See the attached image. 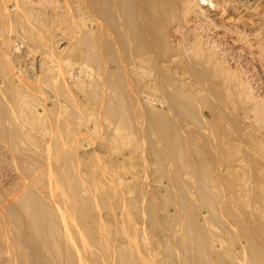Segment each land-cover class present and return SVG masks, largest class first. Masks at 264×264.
Returning a JSON list of instances; mask_svg holds the SVG:
<instances>
[{"label": "bare ground", "instance_id": "obj_1", "mask_svg": "<svg viewBox=\"0 0 264 264\" xmlns=\"http://www.w3.org/2000/svg\"><path fill=\"white\" fill-rule=\"evenodd\" d=\"M10 1L14 12L8 0H0V155L4 150L23 155L14 164V177L5 175V155L0 156V264H203L219 248L189 205L195 198L214 213L219 207L213 217L223 234L217 241L225 249L218 253L222 264H264V137L256 140L254 128H237L232 119L242 103L244 124L256 125L264 135V100L256 102L251 92H245L244 104L234 98V83L245 84L225 59L219 61L220 51L228 53L225 46L233 50L243 42L241 33H235L233 46L224 45L194 35L189 25L194 17L208 21L201 2L216 9L218 4L52 0L49 10H34L28 0ZM251 1L235 0L225 12L242 5L251 9ZM228 2L223 3L230 7ZM19 48L37 62L36 75L22 69ZM150 95L167 111L146 108ZM203 109L211 118L200 117ZM175 113L202 128L173 124ZM89 123L100 148L135 139L137 147L124 157L149 153L155 170L168 180L165 191L159 185L162 195L144 184L141 170L135 173L139 164L112 166L93 158L98 150L77 156L88 133L79 129ZM216 161L221 172L212 180ZM126 168L133 174L122 176ZM107 172L112 177L103 179ZM188 174L195 192H185ZM211 189L221 191L217 200ZM164 200L181 207L182 217L170 221L169 229L155 216L156 202ZM143 218L166 225L176 248H192L193 257L168 251L173 245L166 242L158 258L157 241L147 243Z\"/></svg>", "mask_w": 264, "mask_h": 264}, {"label": "rangeland", "instance_id": "obj_2", "mask_svg": "<svg viewBox=\"0 0 264 264\" xmlns=\"http://www.w3.org/2000/svg\"><path fill=\"white\" fill-rule=\"evenodd\" d=\"M28 1L29 2H32L33 6H34V10H38L39 7L41 9H45L46 7L48 8V6L51 5V1L52 0H45V1L44 0H28ZM46 1H48V2H46ZM53 1H55V0H53ZM212 1H214V4L215 5L218 4V8H220V9L214 8L213 7L214 5H208L207 3L201 2L200 4H201V6L203 8V11H205L204 14L207 15L209 17V19H208V21L207 20L205 21V19H206L205 17H201V18L200 17H197V18L194 17L193 20L189 24L190 25V30H192V32L195 31V32H193L194 35L195 34H198V35L202 34V35L206 36L207 38H209L210 40H213V42H216V43H219V44H224V45H228V44L229 45H232L233 42L236 41L237 38H238V36H236L235 33H241V35H242L241 36V39H243V42H241V43H243V44L239 43L234 48L232 47L234 51L230 47L225 46V49L227 47L226 52L228 51V53H223V51H220L219 50L220 51L219 54H221V56H223V57L218 56L219 57V61H220V58H221L222 61L225 59L226 60V66L227 67H230V69L232 71H236L237 72V75H238V79H240V81L242 80L243 86L245 84V86L243 88H241L242 86L240 85L241 84L240 82L234 83V84H236V86H235L236 89L234 90V92L232 94L234 98H236L237 100L241 99V100H239L240 102H242L244 100L246 101L247 98L246 99L244 98V97H247V94L246 93L249 94V92H251V98H253L256 102H257V99H258V101L260 99L261 100H264V0H252L251 1V4L249 5L251 7V9H246L245 6L242 5L241 7H238L236 10H234V9H233V11L232 10H230V11L228 10V12H225V6H226V8L232 9L233 8L232 5L234 6L236 4L235 0L234 1L228 0V1H230V2H228L229 3V6L231 5L230 7H227V3L226 4L223 3L226 0H222L221 1L223 4H225L223 6H222V3L221 4L218 3L219 0H212ZM241 1L243 3L245 0H241ZM46 3H48V4H46ZM219 5H221V6H219ZM8 6H9V8H10L9 10L11 12L12 11L13 12L15 11V9H14L15 6L13 5V3L10 0H8ZM47 10H49V9H47ZM48 12L50 13V11H48ZM202 18H205V19H202ZM208 25H209V27H208ZM214 26H217V27L214 28ZM209 28H210L211 31L208 32V29ZM245 37L248 38L249 40L248 39H245ZM245 42H246V44H244ZM247 42L249 44H247ZM249 45H251V47ZM230 49H231V51H230ZM19 51H20L19 54L21 55V57L19 58V62L23 66L22 69L24 71H26L27 73H32V74L36 75L38 73L37 72L38 71L37 70L38 69L37 62L34 59H32V57H30L31 59L29 58V61H28V57L27 56L24 57L25 56L24 50H22V49L19 48ZM230 52H232V53L230 54ZM222 53L224 55H222ZM226 54L227 55L230 54L231 56L230 55L226 56ZM224 56H225V58H224ZM23 57H24V59H21ZM227 62H228V64H227ZM228 65H230V66H228ZM186 81L189 82V80H186ZM214 84H217L216 81H214ZM245 87H247V88H245ZM153 96L150 95V97H149L150 101L146 104V108H148L149 110H154V111L157 110V109L163 110V111H167V109H165L164 107L159 106L157 104L156 99ZM239 97H241V98H239ZM245 101L243 102V104L245 103ZM241 104L239 103V105H238V108H237L238 111H237V113H235V115L232 114V116H233L232 119L235 122H238V124H237L236 127L239 128V126H240L242 129L247 130V131H250V129H253L254 128L252 132L255 133L254 135L256 137V140H258V141L263 140L264 138L262 139V137H264V135L262 133H258L259 131L256 128L257 127L256 125L244 124V110H242ZM245 107H246V105H245ZM241 111H242V113H241ZM175 115H177V114L175 113ZM210 115H211L210 111L209 110H206V109H203L200 112V117L203 118V119H209ZM177 116H172V114H171V117L173 119V120L171 119V122L173 124L180 125L179 123H181V126L183 125L182 126L183 128L186 127V129H187V127H189L190 129L191 128L195 129V126L196 125H194V126L192 125L193 124V121L191 122V120H190L188 122V120H189L188 118H181V116L179 115L180 116V119H179V117H177ZM92 125L89 123L87 125H83L79 129V132H83V133L88 132V133H86L83 136L84 143H83V141H81V143H83L84 145L81 147V150L77 153V156L82 155L83 153H85L87 151L98 150V151H95V154L93 155V158L95 156V157H99L101 159H104L103 162H106L107 161L112 166H115L116 165V161L119 162L122 166L127 167V168H128V166H131L133 164H135L136 166L139 164V167L138 168L136 167L135 173H136V171L141 170L139 172H140V175H141V179L143 178L142 181L144 182V184L147 185V186L149 185L150 186L149 189L150 188L151 189H156L157 188V190H155V191H158V189L160 190L162 188V186H163L164 187V191H165V189H166L165 188L166 187V184L165 183L168 180L165 179V178H162V176L160 174H158V171L155 170V169H157V167H155L154 164H152V163H154V161L152 162V160H154V159L151 158L152 156H150L149 153L142 155V152L144 150H142V151L140 150L141 152H139V153H133V156L130 157L131 159L124 157L127 152L133 151L137 147V146H135V145H137V141L135 139H133L135 141L129 139L130 142H129V140L123 141V144H121L120 147H117V146H113L112 147L111 146L110 147L112 149V150L110 149L111 151L106 146V148H105L106 150H105L104 148H100L99 147L100 146V143H99L100 138L98 137V135L96 136V134L92 131V129H91L92 128ZM196 127H198V129H201L202 128L201 125H198ZM189 128L187 130H190ZM89 129L91 131H88ZM122 136L123 137L124 136L126 137V132H125V134L123 133ZM232 139L233 138H231V142L234 140V139L233 140ZM97 142H98V145H97ZM130 143H131V146H130ZM232 144H234V143H232ZM236 144H237V142H236ZM128 146H129V148H128ZM96 147H99V148L97 149ZM125 150H127V151H125ZM116 151H118L117 153L119 155L116 153ZM104 152H105L106 155L104 154ZM9 153L10 152L7 153V151L4 150L3 153H1L0 156H4L5 155L6 157L5 156H4L5 158L2 157L3 160L0 158V161L2 160L1 163H3V161L6 159L4 161V164L5 165H3L6 168V169L4 168L5 169V175H8V177H14V176H16L15 171H14L15 170L14 168L16 166L14 167V164L16 162H17L16 164H20V163H18V162H20V159L19 158H21L20 156H22L23 154H20L19 156H17V155H13V154H11V153L9 154ZM39 153H41V151H39ZM113 153L115 154V156H114ZM2 154H4V155H2ZM112 154H113V156L115 158H113V156H110ZM30 155H32V154H30ZM137 155H138V157H137ZM140 156H143V157L141 158ZM108 157H109V159H108ZM110 157L112 159H110ZM9 158L11 160H9ZM13 158H16V160H14ZM140 158L142 160H140ZM195 158L196 157H194V160H196ZM13 160H14V162H13ZM6 161H7V164H6ZM9 161L11 162V164L9 163ZM127 163H129L130 165H126ZM215 163H216L218 169L217 168L216 169H213L214 172H211L212 175L210 174V177L211 178H209V179H212V180L216 179L215 177H217V175L219 174V170L221 172L220 166H218V162L216 161ZM151 164L155 168L152 167ZM140 166H142V167H140ZM150 166H151V168H150ZM170 168H171V170H172V168L175 169L174 167H170ZM130 170H132V169H127L126 172L122 171L121 175L124 176L123 173H126V175H132L134 171H130ZM127 173H129V174H127ZM223 173H226V172L224 171ZM112 175H113L112 172H107L106 175H105V177L103 176V179H106V177L108 178L109 176L112 177ZM158 176H160V177L158 178ZM91 177L94 179L95 182H97V180H95L94 176H91ZM183 178L186 181L189 182V186L188 187H190V188H187L188 191L185 190V192H192V191L195 192V188H194L195 187V184L193 182V176L190 175V174H188L187 176H185ZM116 179L117 178H115V180ZM161 184H162V186H159ZM158 186H159V188H158ZM115 187H117V185H115ZM119 187H120V191H122V193L127 194L124 191L123 185H121ZM211 190L214 191V189H211ZM162 191L163 190H160L159 192H161V193L158 192V194L162 195V193H163ZM215 191H217L216 192L217 194H215V196H217L216 197V200H217L218 197H219V195H221V191L220 192H219V190H215ZM165 200L164 201H157L156 202V206H158L159 210L155 213V216H157V217L160 216V217H158L159 220H161L162 223L165 222V224L167 225V228L169 229L168 226L171 227V225H173V223L176 224V222H178L179 219L182 217V214L180 213V215H179V212H181V209H179V208H181V207H179V204L177 206V203H175L174 201H168L167 202ZM162 202L163 203L164 202L165 203L167 202V204L164 205L165 203L163 204ZM169 202H170V204H169ZM216 203H218V202L216 201ZM216 203H215V206L217 205ZM162 205L164 206V208L162 207ZM189 205L191 206V209L193 207L196 210V211L194 210L196 212L195 214H197V215L200 214V217L201 218L204 217L202 219L199 218L200 219L199 223H200V225L203 224V226H204L203 228H205L204 230H206L205 232L208 233L207 235H209V236L213 235V238H212V236L210 237L212 243H214V244H212V246H214L216 249L219 248V251L217 250L214 253L208 254L207 257H209V258L206 259L207 258L206 257L205 258L206 260H204V261H206L208 264H212V263L218 264V262L220 261V264H222L223 263L222 262V258H221L220 255L218 256V253L220 254L222 252H225L224 251L225 249L223 250L222 248H224V247H221L220 242L218 243L217 241L223 240L222 239L223 238L222 237L223 234L220 231L221 229L219 228L218 223L214 221V217H213V216H215V214L218 213V209H219L218 205H217V207H214L215 213L212 210V207L208 206L205 203L204 200H198V199L195 198L193 201L191 200V202H190ZM165 206H167V209L168 210L166 209ZM216 208H217V212H216ZM171 211H174V212L172 213ZM165 212H166V214H165ZM104 213L105 212L103 211V214ZM160 214L163 215V216L165 215V219L167 218V216L168 217L170 216L169 217L170 219L168 218V220L167 219L165 220V219H163V216H161ZM173 214H175V216ZM143 215H145V213ZM172 215L174 216V218L175 217H177V218H175V220H174L173 218H171V217H173ZM202 215H204V216H202ZM178 216H181V217L179 218ZM211 217L213 218V220H212ZM166 221H168V223ZM170 221H172L171 222L172 224L169 223ZM203 222H205V223H203ZM141 223L142 224L144 223L143 225H145L144 227L146 229L147 235L149 234L148 235V238L149 239H148L147 243H149L150 241H154V240L157 241V243H156L157 244V247H155V249L153 248L154 249L153 250L154 251L153 254L157 255L158 258L163 257L161 252H162V250L165 251L167 249V248L166 249L165 248H162L166 244V242H170L173 245V246H169L168 251L172 247L171 252H173V253L175 252V254L178 253L177 255L180 256V257H183L185 255V253L189 254L188 257H190V258L193 257V254L191 252L192 251V248H190L191 250L190 249L188 250L189 252H186L187 250H184V248H179V247L176 248L177 243H175V241L173 240V238H170L171 232L166 228V225H164L163 227L160 226V225H156V224L153 225L152 222H149L146 218H143V220H141ZM155 225H156V227L154 228ZM180 227L182 228V226H180ZM180 227H178V229H181ZM164 230H165V232H164ZM168 232H170V233H168ZM164 235L167 236V237H165ZM220 235H221V237H220ZM213 239L216 240V241H214ZM158 240H160L161 242L159 241V243H158ZM217 246H218V248H217ZM190 247H192V246H190ZM178 248H179V250H178ZM182 249H183V251H182ZM233 249L234 248H230V250H229L230 254L231 255L233 254L234 256H237V254L235 253V249L234 250ZM160 250H161V252H160ZM220 250L222 252H220ZM179 252H180V254H179ZM164 256H165V254H164ZM206 262H204L203 264H206ZM209 262H212V263H209ZM194 264H197V263L195 262Z\"/></svg>", "mask_w": 264, "mask_h": 264}]
</instances>
